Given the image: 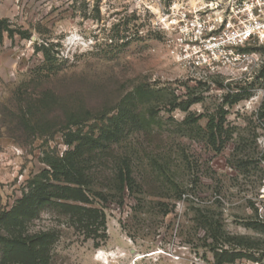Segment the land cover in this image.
Masks as SVG:
<instances>
[{
	"label": "rangeland",
	"instance_id": "rangeland-1",
	"mask_svg": "<svg viewBox=\"0 0 264 264\" xmlns=\"http://www.w3.org/2000/svg\"><path fill=\"white\" fill-rule=\"evenodd\" d=\"M170 4L0 0V18L14 30L0 38V211L47 168L46 159L67 148L62 108L48 115L50 132L34 134L17 122L23 98H37L45 88L75 114L92 110L71 131L97 137L121 100L130 104L135 88L143 91L131 106L138 120L117 140L101 141L109 148L84 155L90 190L107 197L93 198L104 212L96 236H85L52 206L26 224L28 233L52 232L47 264H219L199 214L210 212L222 230L249 237L255 232L244 221L264 218V47L248 46V57L232 56L214 70L195 67L183 56L180 32L160 22ZM45 39L63 68L37 85L30 78L42 56L33 42ZM210 118L222 129L214 144L204 132ZM123 160L133 185L121 200L113 190ZM222 264H264V258Z\"/></svg>",
	"mask_w": 264,
	"mask_h": 264
},
{
	"label": "trees",
	"instance_id": "trees-1",
	"mask_svg": "<svg viewBox=\"0 0 264 264\" xmlns=\"http://www.w3.org/2000/svg\"><path fill=\"white\" fill-rule=\"evenodd\" d=\"M4 30L10 35L14 31L8 28L6 18H0V38ZM17 31L20 37L26 33L22 30ZM28 36L29 34L26 35ZM33 51L40 53L42 59L32 72L31 83L39 85L59 74L63 68V61L57 56V50H54L53 44L47 39L41 42L36 40L33 42ZM140 97H143L140 87L135 88L133 97H129L130 104L125 101L127 100L125 96L118 105V112L109 118L111 121L109 128L102 130L97 137H94V134L89 136L88 131L82 133L81 128L71 131V126L84 124L91 117L92 110L82 107V113L79 115L73 113L75 110L67 108L65 103L62 104L53 90L44 88L37 98L22 99L19 110L22 113H19L17 122L22 128H30L34 134L50 132L53 118H48V115L57 107L62 108L63 113L66 114L62 127L68 129L64 134L66 136L64 143L67 148L60 154L46 159L47 168L34 179L27 181L22 195L10 208L0 211V264H47V248L53 238L52 232L28 233L26 231L28 221L35 218L45 206L55 207L68 219L78 224L85 236H96L104 212L101 207L95 205L93 198L106 200L107 197L102 191L90 190L88 185L91 183V177L88 174L90 159L85 158L84 155L91 153L96 147L109 148V144L100 146L101 141L117 140L125 126L138 120V115L134 114L131 106H134L132 101L137 102ZM234 101H237V98ZM190 103L191 101L186 104ZM25 115H28V118H25ZM46 117L47 123L43 122ZM213 121V118L208 120L204 132L209 141L214 144L221 136L222 129H219ZM130 173L127 160L121 161L115 175L117 190H113L115 197L118 196L121 200L124 189H131L133 185ZM199 217V222L211 238L210 247L219 264L233 262L239 257L254 261L264 258V218L255 215L254 218L244 221L245 226L255 232L253 237H249L232 235L222 230L219 219L210 212L200 213ZM225 244L230 247L224 248Z\"/></svg>",
	"mask_w": 264,
	"mask_h": 264
},
{
	"label": "built area",
	"instance_id": "built-area-1",
	"mask_svg": "<svg viewBox=\"0 0 264 264\" xmlns=\"http://www.w3.org/2000/svg\"><path fill=\"white\" fill-rule=\"evenodd\" d=\"M170 2L160 22L180 32L183 56L195 67L214 70L232 56L248 57V46L264 47V0Z\"/></svg>",
	"mask_w": 264,
	"mask_h": 264
},
{
	"label": "flooded vegetation",
	"instance_id": "flooded-vegetation-1",
	"mask_svg": "<svg viewBox=\"0 0 264 264\" xmlns=\"http://www.w3.org/2000/svg\"><path fill=\"white\" fill-rule=\"evenodd\" d=\"M170 14H172V12Z\"/></svg>",
	"mask_w": 264,
	"mask_h": 264
}]
</instances>
